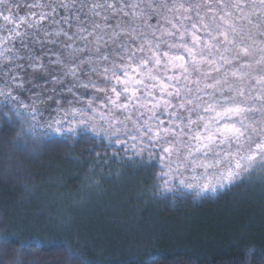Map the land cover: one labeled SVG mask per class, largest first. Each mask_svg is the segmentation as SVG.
<instances>
[{"label":"snow or ice","instance_id":"obj_1","mask_svg":"<svg viewBox=\"0 0 264 264\" xmlns=\"http://www.w3.org/2000/svg\"><path fill=\"white\" fill-rule=\"evenodd\" d=\"M9 2L5 119L33 134L102 135L158 162L161 193L177 177L199 197L264 174V0Z\"/></svg>","mask_w":264,"mask_h":264},{"label":"trees","instance_id":"obj_2","mask_svg":"<svg viewBox=\"0 0 264 264\" xmlns=\"http://www.w3.org/2000/svg\"><path fill=\"white\" fill-rule=\"evenodd\" d=\"M7 111L0 108V264H243L251 245L252 264H264V174L199 197L177 177L175 191L161 193L158 162L130 159L83 128L38 129L17 144L23 122L5 119ZM96 191L97 208L78 215Z\"/></svg>","mask_w":264,"mask_h":264},{"label":"clouds","instance_id":"obj_3","mask_svg":"<svg viewBox=\"0 0 264 264\" xmlns=\"http://www.w3.org/2000/svg\"><path fill=\"white\" fill-rule=\"evenodd\" d=\"M16 0H10L9 3L6 4V7H11V3H15ZM60 3L61 0H46V4L47 5H51L53 3ZM77 6H80L81 0H76ZM145 7H148L149 5L146 3L144 5ZM87 9V5H84V10ZM131 36L126 37V39H130ZM115 43V42H114ZM89 50H91L93 52V54H95L96 51V45L94 42L89 43L88 45ZM3 65L0 64V67H2ZM26 129H27V124L23 123L20 127H18L14 133L13 136V141L17 144L20 145H26L29 143V137L26 135ZM35 147H39L40 145L37 143L34 145ZM258 250L256 248L255 245H251L246 249V258L245 261L243 262V264H252V260L253 257L257 254ZM71 255V253H69ZM77 264H82V262H77Z\"/></svg>","mask_w":264,"mask_h":264},{"label":"rangeland","instance_id":"obj_4","mask_svg":"<svg viewBox=\"0 0 264 264\" xmlns=\"http://www.w3.org/2000/svg\"><path fill=\"white\" fill-rule=\"evenodd\" d=\"M89 204V207H83L81 210L77 211L78 215H85V214H89L90 211H92L93 209L97 208V191L95 193H91L89 194V199L87 204Z\"/></svg>","mask_w":264,"mask_h":264}]
</instances>
